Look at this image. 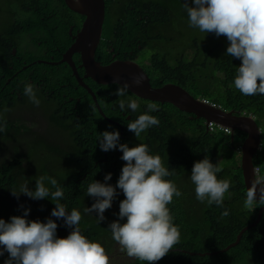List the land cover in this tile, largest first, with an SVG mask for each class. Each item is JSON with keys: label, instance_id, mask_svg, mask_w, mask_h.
Returning <instances> with one entry per match:
<instances>
[{"label": "trees", "instance_id": "trees-1", "mask_svg": "<svg viewBox=\"0 0 264 264\" xmlns=\"http://www.w3.org/2000/svg\"><path fill=\"white\" fill-rule=\"evenodd\" d=\"M118 1L119 16L123 17L128 8L132 13V18L121 28L124 36H117L113 40L117 50L121 51L117 54L118 59L134 60L131 54L137 52L139 45L151 51L155 49L156 52H152L150 57L146 53L139 61L149 76L152 88L177 83L196 99L221 105L240 114L253 115L259 126H264V95L244 96L235 87H229L240 61L224 55L228 43L225 37L188 27L183 0ZM106 5L105 35L109 39L116 20L110 12V3L106 1ZM145 5L149 7L152 18L140 22L147 13ZM27 6L28 3L24 2L20 7H14L8 23L0 31V128L3 129L0 136L5 134L2 141L10 150L8 155L7 152L0 153V209L8 214L4 219L8 221L11 216L22 215L23 208H30L28 219L44 222L46 218H52L58 224V237H66L70 230L62 226V220L50 217L56 201L49 197L39 208V200H32L23 194L17 199L11 193L19 194V187L25 182L30 189H34L35 180L40 176L55 178L65 188V199L60 202L67 204L69 210L76 208L81 212L82 233L100 243L110 254L116 242L106 228L117 218L114 213H118L119 207L116 211L112 208L106 210V220L99 225L94 216L84 210L93 202L86 196L88 184L93 180L103 182L104 176L111 173L109 183L115 185L124 164L119 158L122 153L118 150L109 151L108 160H104L105 152L96 144V134L113 129L120 133V128L114 125L108 127L110 124L99 114L92 96L82 88L78 77L66 65L43 64L47 76L44 74L41 90L31 83L40 100L39 106L23 95L22 86L16 85L17 71L11 68L17 56L28 57L29 49L33 48L40 57L39 61L45 60L52 51L55 62L59 61L62 52L74 42L70 30L77 36L82 29V24L78 22L83 20L65 3L55 0L41 1L26 10ZM19 14L21 18L16 22ZM175 21L188 28V45L179 50L169 33ZM143 26L150 32L151 38L141 35ZM165 32L168 33L164 35ZM145 35H149L147 31ZM59 46L63 49L57 52ZM106 52L100 47L98 60ZM192 55L193 60L189 58ZM146 61L150 65H145ZM220 72L223 73L222 77L218 75ZM81 74L84 75L83 70ZM85 82L99 100L104 99L108 104L107 107L100 106L105 115L125 129L120 142L130 147L147 144L151 153L159 155L164 166L174 171L167 179L173 181L182 192L181 197H174L168 205L180 226L179 243L154 264H264V214L259 224L243 235L238 246L224 252L238 241L243 228L257 222L260 208L264 205L257 204L253 212L243 206L247 188L240 166L239 145L245 135L237 132L231 143L229 135L206 133L202 120L191 119V116L182 114L171 105L158 104L159 110L151 114L159 118L160 125L135 137L126 125L145 112L147 104L151 102L139 100L129 92L128 97L137 100L139 109L135 112L127 108L121 111L120 101L127 97L115 96L116 86L104 88L92 79ZM19 114L29 116L33 126L42 118H47L49 125L46 132L30 133V129L21 123L23 119ZM200 157H208L213 164H218L222 169L217 174L219 179L231 180V187L224 198L225 209L228 203L231 207L227 217L221 218L222 211L216 205L208 206L195 198V186L188 176L193 163ZM255 164L264 175V133L262 151L256 157ZM45 183L50 187L47 181ZM122 199L124 196L121 193L113 204L118 206ZM6 258L7 253L0 257V264ZM113 264L119 263L114 260ZM127 264L147 262L136 258Z\"/></svg>", "mask_w": 264, "mask_h": 264}, {"label": "clouds", "instance_id": "clouds-1", "mask_svg": "<svg viewBox=\"0 0 264 264\" xmlns=\"http://www.w3.org/2000/svg\"><path fill=\"white\" fill-rule=\"evenodd\" d=\"M182 7L187 14L189 28L197 29L206 34L212 33L216 37H225L228 43L224 55L240 61L239 66L236 67L233 82L229 87H235L244 96L264 95V0H183ZM5 12L8 18L13 14V10L5 9ZM83 17L85 18V16ZM84 22L85 19L82 28H84ZM111 43H113V40L109 42L106 38L104 25L103 38L99 48L103 47L107 52L106 55L99 56L98 60L97 51L96 60L98 62L102 63L101 60L106 59V57L121 52L114 45V53L109 54L112 50L110 48ZM139 47L137 52L131 54L134 60L117 58L118 61H131L143 68L139 64L138 58L146 53L150 57L152 52H156V50L151 51L143 45H139ZM143 48L147 49L140 52ZM78 55L82 57L81 54ZM193 56L189 58L193 60ZM61 60L62 55L59 61ZM81 60L82 68L78 73L86 84L85 81L90 78H85L87 72L83 67V57ZM39 64L40 66L45 65L42 61H39ZM55 64L53 63V65ZM110 64L102 63V65ZM145 65H150L149 61H146ZM82 70L84 71L83 76L80 74ZM78 73H76V76L79 78ZM218 75L222 77L223 73L220 72ZM31 83L35 84L39 90L44 84L38 79L37 82L26 80L16 83V85L22 86L23 95L28 97L31 103L39 106L40 100L37 98L35 87ZM141 83L142 78L140 77L132 80L134 86L138 87ZM87 86L91 90L90 86ZM110 86H116L113 93L115 96L127 97V99L120 101L119 108L121 111L127 108L135 112L139 109L137 100L128 97L129 83L125 82L123 85L117 83ZM104 88H109V86H104ZM97 99L96 96V106H108L104 99L99 102ZM200 101L223 111H235L226 110L223 106L212 104L206 100ZM98 106L99 114L103 117L105 113L100 107L102 115ZM93 110L96 109L93 108ZM158 110L159 105L157 103L147 104L145 112L127 123V130L133 133L135 137H140L148 129L158 127L160 125L159 118L151 114ZM238 114L254 117L253 115ZM254 118L256 119V117ZM21 123L30 129V133H34L32 125L24 119L21 120ZM108 127L111 128V125ZM204 128L206 133L209 134L223 133L229 136L231 134L229 128H224L212 122L207 124V129L205 125ZM261 128L264 132L263 127ZM2 130L0 128V131ZM237 132L242 133L235 131L234 138ZM120 133L118 130L113 129L112 131H103L96 134V144H98L101 151L105 152L104 160H108L109 151L118 150L122 153L119 158L124 164L115 185L109 183L112 179L111 173L104 176L103 182L93 180L88 184L86 196L91 198L93 202L84 211L94 216L96 223L99 225L106 220L104 215L106 210L112 208L114 211V208L117 210L119 207L118 213H114L117 218L108 223L106 228L111 234V239L120 246L123 253L128 257H133L130 261H135L137 258L146 261L147 264H154L179 243L180 226L175 221L168 205L173 202L174 197H181L182 192L173 181L167 179L174 174V171L164 166L159 155L152 154L147 144H137L130 147L127 143H121ZM3 136L5 134L0 136V153L10 152L8 146L2 141ZM242 143L239 145V153ZM240 166H242L241 159ZM256 168L253 170L250 186L246 189V198L243 204L246 209L252 212L257 208V204H264V175L261 174L260 167L256 166ZM221 171L222 169L218 164H213L208 157H200L198 161L193 163L188 179L195 186V198L200 203L219 207L222 211L221 218H224L229 216V212H231L230 204L228 203L225 209L226 201L224 202L225 194L229 192L231 187V180L219 179L217 174ZM46 181L50 187L46 186ZM11 193L17 199L23 194L32 200H39V208L50 197L52 201H56L50 217H54L57 221L62 220V226L70 231L64 238L58 237V224L52 218H46L44 222L39 219L30 220L28 216L31 209L23 208L22 205L20 206L23 208L22 215L11 216L8 221L4 220L8 214L2 215V209H0V257H4L7 253V258L4 259L3 264H113L114 260L119 264L130 263V261L122 263L118 259L115 250L110 254L106 253L105 248L100 243L88 239L82 233L80 228L81 212L76 208L69 210L67 204L60 202L65 199V188L58 184L55 178L40 176L35 180L34 189H30L29 184L25 182L20 185L19 194L16 192ZM121 193L124 199L120 200L117 206L113 202ZM263 208L264 205L260 208V211ZM37 218H39V214Z\"/></svg>", "mask_w": 264, "mask_h": 264}, {"label": "water", "instance_id": "water-1", "mask_svg": "<svg viewBox=\"0 0 264 264\" xmlns=\"http://www.w3.org/2000/svg\"><path fill=\"white\" fill-rule=\"evenodd\" d=\"M68 8L76 13L85 16L83 31L75 40V43L68 48L61 61L56 64L67 63L72 66L76 73L78 69L74 62V57L81 54L83 57V67L86 69L85 78H90L103 86L123 85L129 83V92L137 99L157 103L161 105H171L183 114L203 120L207 129V124L210 122L230 129L231 142L234 140V132L240 131L246 135L241 146V165L245 177L246 188L250 186V181L253 176V170L257 169L255 159L261 151L263 130L256 122V119L251 116L239 115L235 111H223L220 108L204 104L199 99H195L188 91L182 88L181 85L168 83L162 88L154 89L150 84V79L138 64L131 61H114L110 65H102L96 60V54L102 42L104 25L106 21V0H65ZM79 75V73H78ZM142 78L140 86L132 85L133 78ZM80 84L83 89L89 92L96 102V95L88 88L80 77ZM98 106V105H97ZM103 115L100 107L98 106ZM105 121L110 125L120 128V140L125 135V129L118 123L110 121L105 114ZM264 214V208L259 213L258 220L255 224L246 227L238 236V241L224 252L236 247L240 244L241 238L246 231L256 227L261 221Z\"/></svg>", "mask_w": 264, "mask_h": 264}, {"label": "flooded vegetation", "instance_id": "flooded-vegetation-1", "mask_svg": "<svg viewBox=\"0 0 264 264\" xmlns=\"http://www.w3.org/2000/svg\"><path fill=\"white\" fill-rule=\"evenodd\" d=\"M12 1H13V9H14V7L22 6V4L24 2H27L28 6L26 7V10H28V9H31L32 7H34L37 3L41 2V1H45V0H12ZM55 1H58L60 3H65V5L67 6L65 0H55ZM107 2L110 3V8H109L110 12H111L112 16L114 17V19L116 20L115 26L113 28H111L112 34H111L110 38L108 39L109 42H112V40H114L117 36H120V37L124 36L121 28H122V26H124L126 24L127 21H129L132 18V13H131V10L128 8V10L123 14V17H121L118 14L119 1L118 0H107ZM148 5H150V4H148ZM145 6H147V5H145ZM67 8H68V6H67ZM73 13L79 15L81 18H83V20L85 19L81 14H78L74 11H73ZM19 18H21V14H19L17 16V18H15L16 22ZM150 18H152V16L150 15L149 7L147 6L146 16H145V18L142 17L140 22L148 21ZM83 20L79 21L78 24L79 25L82 24ZM146 31L149 34L148 36L145 35ZM178 31H181V33H178ZM80 32H82L81 29L79 30L77 36H74L73 30H70L69 34H70V37H72V40H75L78 37ZM166 33H168V32H165L164 35ZM169 33L172 36V38L175 40V45H177L178 50L180 48L188 45V30L183 29V26L179 25L178 22H176V21L174 22V28ZM141 35L151 38L150 32L145 27L143 28V32ZM110 48L112 50L109 52V54H113L114 53V41H113V43H111ZM139 48H141V47H139ZM56 49H57V52H59L60 51L59 49H61V51H62L63 48L61 46H59ZM64 51L66 52L67 50H64ZM65 52L62 54V58H63ZM14 53L16 54V50H14ZM54 56L55 55L52 51L51 54H48L46 56L45 60H42V59L41 60L43 63L50 64L53 66V63H57V62H55ZM30 57H33L34 59H31ZM38 57H39V55H37L35 53L33 48L29 49V56L28 57H24L21 55L17 56L15 62H13L14 63L13 66L11 67L13 70L17 71L16 83L24 82L26 80H32L33 82H37L38 79L40 81L44 80V74H46V76H47V72L43 66H40ZM141 58H138V62L141 60ZM81 59H82V57L80 55H78V56L75 55V57H74V62L76 63V67L78 69V72H80V70L82 68V65H81L82 60ZM116 60H118L117 55H113L111 57L108 56V57H106L105 61H102V63L103 64H110ZM55 65H59V64H55ZM63 65H66L67 68L69 70H72V72L75 73V75H76V71L72 66H70L67 63L63 64ZM12 82H13V80H12ZM92 100L95 102L94 99H92ZM97 100H98V102L100 101L99 99H97Z\"/></svg>", "mask_w": 264, "mask_h": 264}, {"label": "rangeland", "instance_id": "rangeland-1", "mask_svg": "<svg viewBox=\"0 0 264 264\" xmlns=\"http://www.w3.org/2000/svg\"><path fill=\"white\" fill-rule=\"evenodd\" d=\"M5 9L13 10V1L12 0H0V31L6 26V24L8 23L7 21L9 20V18L5 12ZM183 29L188 30V28L186 26H183ZM19 116L22 119H24L28 124L33 126L32 122L28 119V118H30L29 116L23 117L20 114H19ZM36 123H37V125L33 126V128H32V131H34V133L41 134V133L46 132V127L49 125L47 118H42L41 120H39V123L38 122H36ZM262 127H264V126H262ZM29 138H33V136H29ZM30 148L32 150H35V148H32V147H30ZM0 149H1V140H0ZM7 155H8V152H7ZM0 160H1V156H0ZM58 175H59V173H58ZM115 210H116V208H114V211ZM1 214L4 215L5 212L2 210ZM114 250L116 251L115 253L118 254V259L120 261H122V263H127V261H130L133 258V257H128L125 253H123L120 250V246L117 243L114 245Z\"/></svg>", "mask_w": 264, "mask_h": 264}, {"label": "bare ground", "instance_id": "bare-ground-1", "mask_svg": "<svg viewBox=\"0 0 264 264\" xmlns=\"http://www.w3.org/2000/svg\"><path fill=\"white\" fill-rule=\"evenodd\" d=\"M86 71V70H85Z\"/></svg>", "mask_w": 264, "mask_h": 264}]
</instances>
